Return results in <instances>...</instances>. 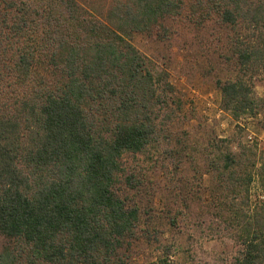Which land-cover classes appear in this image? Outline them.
Instances as JSON below:
<instances>
[{"label": "trees", "instance_id": "obj_1", "mask_svg": "<svg viewBox=\"0 0 264 264\" xmlns=\"http://www.w3.org/2000/svg\"><path fill=\"white\" fill-rule=\"evenodd\" d=\"M42 1L39 11L11 2L17 14L6 32L0 24L20 82L43 58L58 75L55 88L39 85L13 108L0 101V233L28 246L27 264H114L110 255L138 220L137 208L113 190L119 159L153 141L152 107L160 87L172 88L128 37L178 11L181 0H115L105 20L75 0ZM196 3L210 4L232 29L238 70L235 79L216 80L222 108L236 118L256 115L264 95L254 94L251 78L264 80V0ZM246 151L224 154L218 175L236 190L256 175L264 194V161L251 170ZM255 216V225L247 218L241 225L236 264L264 263V202ZM0 264L18 263L2 252Z\"/></svg>", "mask_w": 264, "mask_h": 264}, {"label": "rangeland", "instance_id": "obj_2", "mask_svg": "<svg viewBox=\"0 0 264 264\" xmlns=\"http://www.w3.org/2000/svg\"><path fill=\"white\" fill-rule=\"evenodd\" d=\"M75 1L102 20L115 3ZM11 2L38 11L46 5L42 0H0L5 32L17 14ZM212 9L208 3L181 0L178 11L128 37L147 66L164 74L172 88L160 87V101L152 107L153 141L119 159L113 190L126 207L137 208L138 220L110 255L114 264H236L244 248L241 225L245 218L255 225L264 202L256 175L250 185L236 190L217 172L224 154L243 147L252 149L245 152V158L255 160L251 170L264 161V107L256 115L237 118L222 108L216 80L235 79L238 67L230 50L232 29ZM8 37L0 45V101L10 109L39 85L55 88L58 75L43 58L32 66L31 79L20 82L9 68L13 51ZM251 82L254 94L263 96L262 77L255 75ZM2 252L27 264L28 246L0 233Z\"/></svg>", "mask_w": 264, "mask_h": 264}]
</instances>
